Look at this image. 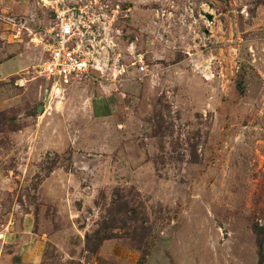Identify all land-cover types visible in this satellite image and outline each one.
<instances>
[{
  "label": "rangeland",
  "instance_id": "obj_1",
  "mask_svg": "<svg viewBox=\"0 0 264 264\" xmlns=\"http://www.w3.org/2000/svg\"><path fill=\"white\" fill-rule=\"evenodd\" d=\"M123 3L143 74L54 90L42 0L0 38V264H264V0Z\"/></svg>",
  "mask_w": 264,
  "mask_h": 264
},
{
  "label": "built area",
  "instance_id": "obj_2",
  "mask_svg": "<svg viewBox=\"0 0 264 264\" xmlns=\"http://www.w3.org/2000/svg\"><path fill=\"white\" fill-rule=\"evenodd\" d=\"M123 2L42 0L52 20L45 36L47 56L40 68L54 90L74 87L96 73H112L118 78L137 70L141 74L147 71L143 56L131 53L126 61L118 42L122 36L120 23L132 14V8Z\"/></svg>",
  "mask_w": 264,
  "mask_h": 264
},
{
  "label": "crops",
  "instance_id": "obj_3",
  "mask_svg": "<svg viewBox=\"0 0 264 264\" xmlns=\"http://www.w3.org/2000/svg\"><path fill=\"white\" fill-rule=\"evenodd\" d=\"M31 3L32 0H0V38L2 37L4 39H7L9 42L13 39V37H18V33L20 32H16L17 34H9V32L14 29L13 26H17L19 24V18L26 14V12L29 10V6ZM13 22H16V24H14ZM5 63L9 64L10 59L7 60V62ZM92 103L93 111H95V117L103 119L111 115L110 110L108 108L106 109V105L103 101L95 100ZM101 112L105 113L102 114ZM13 238L14 239H12L11 237V240H13V244H17V237L14 236ZM21 239L25 241L24 238ZM26 241L24 243H20L21 257L25 262L28 261L30 258H32V262H35V258L38 257V251L36 253L37 247H43V242L33 237L30 239L27 238Z\"/></svg>",
  "mask_w": 264,
  "mask_h": 264
},
{
  "label": "trees",
  "instance_id": "obj_4",
  "mask_svg": "<svg viewBox=\"0 0 264 264\" xmlns=\"http://www.w3.org/2000/svg\"><path fill=\"white\" fill-rule=\"evenodd\" d=\"M260 234V233H259ZM261 245H262V242H261ZM262 263L261 264H263V261H261Z\"/></svg>",
  "mask_w": 264,
  "mask_h": 264
}]
</instances>
